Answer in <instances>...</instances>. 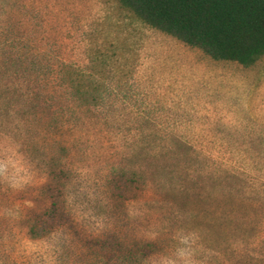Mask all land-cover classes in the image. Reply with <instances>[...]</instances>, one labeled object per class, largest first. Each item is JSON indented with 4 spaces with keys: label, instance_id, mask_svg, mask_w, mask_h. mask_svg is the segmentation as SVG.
Instances as JSON below:
<instances>
[{
    "label": "rangeland",
    "instance_id": "374dc122",
    "mask_svg": "<svg viewBox=\"0 0 264 264\" xmlns=\"http://www.w3.org/2000/svg\"><path fill=\"white\" fill-rule=\"evenodd\" d=\"M4 29L56 60L85 66L95 59L117 94L98 117L66 116L56 129L53 99L46 103L45 92L34 98L42 83L0 68V133L13 113L19 139L45 176L11 195L0 189V264H68L72 256L74 264H140L170 243L177 212L223 251L225 264H253L236 255L240 245L264 253V56L250 67L214 60L145 25L117 0H0ZM147 118L149 126L141 122ZM154 133L188 144L197 172L183 163L180 177L171 173L175 180L166 169L156 173L171 159L147 152ZM66 163L109 174L103 187L110 207L100 211L114 220L112 230L92 236L67 211L64 188L73 174ZM140 166L145 184L113 171ZM13 202L24 210L16 220L3 214ZM137 207L145 215L134 223L126 211ZM58 227L71 232L75 252L53 250L48 236ZM145 230L159 232V240L137 239Z\"/></svg>",
    "mask_w": 264,
    "mask_h": 264
},
{
    "label": "trees",
    "instance_id": "16d2710c",
    "mask_svg": "<svg viewBox=\"0 0 264 264\" xmlns=\"http://www.w3.org/2000/svg\"><path fill=\"white\" fill-rule=\"evenodd\" d=\"M117 1L145 25L199 49L214 60L250 67L264 56V0ZM0 36V68L3 73L34 76L42 83L43 87L36 90L34 98L39 99L45 92L46 103L53 99V127L56 129L65 123L66 116L98 117L109 107L110 98L117 94L99 75L95 59L91 60V65L80 66L56 60L50 53L35 51L29 39L15 35L10 29L2 30ZM125 97L129 96L125 94ZM148 121L147 118L141 122L149 126ZM156 134H148L151 148L147 152L158 149L159 156H154L155 159H162L164 154L171 159L168 164L160 162L155 168L156 173L166 169L170 180H175L171 175L178 171L176 175L180 177L179 166L183 163L186 164L184 171L197 172L193 169L197 165L194 150L188 144L174 135ZM59 147L66 157V146L60 144ZM113 171L131 182L146 183L147 176L141 166L115 167ZM181 179L184 185L186 176ZM189 181L194 182L193 179Z\"/></svg>",
    "mask_w": 264,
    "mask_h": 264
},
{
    "label": "clouds",
    "instance_id": "9594fccd",
    "mask_svg": "<svg viewBox=\"0 0 264 264\" xmlns=\"http://www.w3.org/2000/svg\"><path fill=\"white\" fill-rule=\"evenodd\" d=\"M7 131L0 133V189L8 194L22 191L29 186L41 184L45 176L39 173L36 161L19 139V121L10 113ZM68 164V163H66ZM72 179L65 185L64 200L67 211L74 221L92 236H100L113 228L114 220L102 208L110 207V201L103 185H106L109 174L97 166L68 164ZM42 177L39 183L36 178ZM32 202L27 206H31ZM26 206V205H25ZM25 208V207H24ZM3 214L12 220L24 215V210L15 202L3 208ZM127 218L132 222L142 221L145 213L139 208H129ZM160 233L152 230L140 231L137 239L158 241ZM48 240L57 254L75 252L78 243L74 242L70 231L58 227L52 231ZM83 250V249H82ZM238 257L252 258L253 264L264 259V253L240 245L235 249ZM75 256L68 260L74 264ZM140 264H225V255L221 249L212 246L201 231L185 223L183 213H176V225L170 233V243L161 246L152 255L142 258Z\"/></svg>",
    "mask_w": 264,
    "mask_h": 264
}]
</instances>
